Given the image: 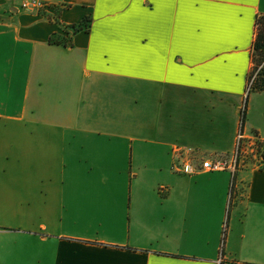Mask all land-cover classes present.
<instances>
[{
  "label": "crops",
  "instance_id": "obj_1",
  "mask_svg": "<svg viewBox=\"0 0 264 264\" xmlns=\"http://www.w3.org/2000/svg\"><path fill=\"white\" fill-rule=\"evenodd\" d=\"M43 1L0 0V264H264V170L176 169L230 153L244 101L264 139V0Z\"/></svg>",
  "mask_w": 264,
  "mask_h": 264
},
{
  "label": "built area",
  "instance_id": "obj_2",
  "mask_svg": "<svg viewBox=\"0 0 264 264\" xmlns=\"http://www.w3.org/2000/svg\"><path fill=\"white\" fill-rule=\"evenodd\" d=\"M20 7L29 13L50 14L53 20H56L57 13L55 5H51L43 0H21ZM51 10L53 12H51ZM51 12V13H50ZM260 68V67H259ZM256 72L247 83L246 94L251 87ZM246 112L245 101L240 108V125L237 130L234 147L228 154L219 155L212 158H197L199 167L196 166L190 156L183 157L177 163L176 169L184 174H193L199 170L203 171H229L231 173V191L234 185L236 172L240 168H251L256 170H264V139L257 132H245L243 114ZM175 152L184 153V149L176 148ZM222 259L219 257L218 263L221 264Z\"/></svg>",
  "mask_w": 264,
  "mask_h": 264
},
{
  "label": "trees",
  "instance_id": "obj_3",
  "mask_svg": "<svg viewBox=\"0 0 264 264\" xmlns=\"http://www.w3.org/2000/svg\"><path fill=\"white\" fill-rule=\"evenodd\" d=\"M90 19L85 17L79 24L71 26L73 30L86 29L89 26ZM255 38L252 45V67L248 75V81L254 75H256L252 82L251 87L248 89V93L257 90H264V64L260 69L258 65L264 60V15H259L255 21ZM247 98V97H246ZM245 120L243 114L242 121Z\"/></svg>",
  "mask_w": 264,
  "mask_h": 264
},
{
  "label": "rangeland",
  "instance_id": "obj_4",
  "mask_svg": "<svg viewBox=\"0 0 264 264\" xmlns=\"http://www.w3.org/2000/svg\"><path fill=\"white\" fill-rule=\"evenodd\" d=\"M32 14H35V13H32ZM263 64H264V60L258 65V69H260V68L262 67ZM259 67H260V68H259ZM255 72H257V71H255ZM251 93H254V92H251ZM255 96H256V95H255ZM245 97H247V95H246ZM200 158H201V157H200ZM202 158H203V157H202ZM129 172H130V166L127 167V174H129ZM141 173H143V175L149 176V175H150V165L147 166V167H143V168L141 169Z\"/></svg>",
  "mask_w": 264,
  "mask_h": 264
}]
</instances>
